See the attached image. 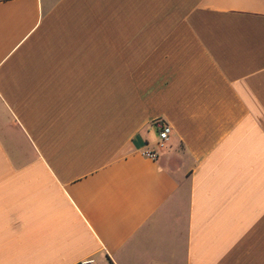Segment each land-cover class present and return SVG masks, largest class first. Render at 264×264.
Returning <instances> with one entry per match:
<instances>
[{"label": "crops", "instance_id": "obj_1", "mask_svg": "<svg viewBox=\"0 0 264 264\" xmlns=\"http://www.w3.org/2000/svg\"><path fill=\"white\" fill-rule=\"evenodd\" d=\"M89 257L264 264V0H0V264Z\"/></svg>", "mask_w": 264, "mask_h": 264}, {"label": "built area", "instance_id": "obj_2", "mask_svg": "<svg viewBox=\"0 0 264 264\" xmlns=\"http://www.w3.org/2000/svg\"><path fill=\"white\" fill-rule=\"evenodd\" d=\"M155 125L157 127V145L159 147H162L165 143V141L168 139L172 129L169 123L165 122L164 120H156ZM143 154L147 157H150L152 159L158 158V153L155 149H146L143 150ZM78 264H99L95 259L92 257L86 258Z\"/></svg>", "mask_w": 264, "mask_h": 264}]
</instances>
